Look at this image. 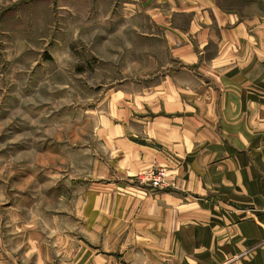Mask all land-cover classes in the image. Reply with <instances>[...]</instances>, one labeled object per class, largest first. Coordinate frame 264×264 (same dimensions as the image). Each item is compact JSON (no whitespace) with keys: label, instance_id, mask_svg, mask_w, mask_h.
<instances>
[{"label":"rangeland","instance_id":"rangeland-1","mask_svg":"<svg viewBox=\"0 0 264 264\" xmlns=\"http://www.w3.org/2000/svg\"><path fill=\"white\" fill-rule=\"evenodd\" d=\"M248 5L0 0V264H196L212 253L156 244L142 207L173 187L178 151L197 136L195 98L221 83L214 58L230 28L218 16ZM155 170L169 188L140 184Z\"/></svg>","mask_w":264,"mask_h":264},{"label":"crops","instance_id":"crops-1","mask_svg":"<svg viewBox=\"0 0 264 264\" xmlns=\"http://www.w3.org/2000/svg\"><path fill=\"white\" fill-rule=\"evenodd\" d=\"M249 1L218 14L230 28L214 58L221 83L195 98L198 132L178 151L173 187L142 207L156 244L212 251L196 264H264V0Z\"/></svg>","mask_w":264,"mask_h":264},{"label":"built area","instance_id":"built-area-1","mask_svg":"<svg viewBox=\"0 0 264 264\" xmlns=\"http://www.w3.org/2000/svg\"><path fill=\"white\" fill-rule=\"evenodd\" d=\"M167 172L165 170H155L141 178V185H148L155 190H163L167 187Z\"/></svg>","mask_w":264,"mask_h":264}]
</instances>
